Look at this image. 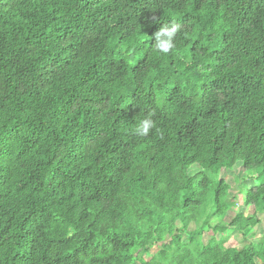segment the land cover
<instances>
[{"label": "trees", "instance_id": "obj_1", "mask_svg": "<svg viewBox=\"0 0 264 264\" xmlns=\"http://www.w3.org/2000/svg\"><path fill=\"white\" fill-rule=\"evenodd\" d=\"M0 264H264V0H0Z\"/></svg>", "mask_w": 264, "mask_h": 264}, {"label": "rangeland", "instance_id": "obj_2", "mask_svg": "<svg viewBox=\"0 0 264 264\" xmlns=\"http://www.w3.org/2000/svg\"><path fill=\"white\" fill-rule=\"evenodd\" d=\"M201 172V169H193V173L198 174ZM248 176L244 173V169L241 164H236L234 170L223 169L217 175L218 179H224L231 185V195L236 196L239 199V205L236 209L230 214L225 216L227 222H230L236 214L249 215L252 213V209L247 208L243 203L242 194L245 192L246 188L251 189L256 187L260 182L256 179V176ZM194 226H191L190 229H193ZM257 230H260V227H257ZM203 243L206 247H209L212 242V233L204 231L203 233ZM259 240V237L256 241ZM242 241V237L237 234L236 231L230 232L229 243L233 245H238Z\"/></svg>", "mask_w": 264, "mask_h": 264}, {"label": "clouds", "instance_id": "obj_3", "mask_svg": "<svg viewBox=\"0 0 264 264\" xmlns=\"http://www.w3.org/2000/svg\"><path fill=\"white\" fill-rule=\"evenodd\" d=\"M152 24L160 23L155 17L151 20ZM181 35L186 36L184 32V25L172 20L171 23H165L159 31L154 35V46L151 49L161 56H167L169 54H174L177 51V39ZM149 37L146 36V41ZM156 127L154 120L151 118V113L148 117L140 121L139 124L134 125V133L139 137H147L150 132Z\"/></svg>", "mask_w": 264, "mask_h": 264}]
</instances>
